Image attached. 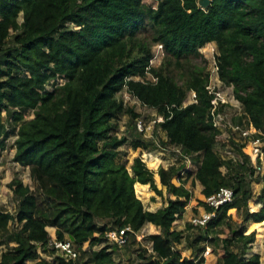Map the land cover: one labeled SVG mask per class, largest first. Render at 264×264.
Here are the masks:
<instances>
[{"label": "trees", "instance_id": "obj_1", "mask_svg": "<svg viewBox=\"0 0 264 264\" xmlns=\"http://www.w3.org/2000/svg\"><path fill=\"white\" fill-rule=\"evenodd\" d=\"M210 42L217 44L220 78L233 85L244 116L264 134V0H211L206 9L198 0H157L156 5L144 0H0V148L14 135V160L28 167L36 182L34 189L19 177L10 182L18 205L15 213L0 208V264H115L123 246L109 243L107 233L127 226L139 232L148 223L160 232L146 238L152 251L136 250L138 264H207L208 247L210 255L217 253L214 264H262L259 253L247 256L258 240L256 232L245 234L233 216L251 219L264 231V188L258 196L262 207L251 206V212L249 157L239 148L245 163L237 164L216 150L220 131L210 116L209 73L202 67L180 79L173 73ZM152 43L165 48L164 61L151 67L158 80H135L146 76ZM125 90L164 116L156 122L166 135L161 143L137 130L136 119L143 115L118 97ZM191 91L198 101L183 106ZM30 111L34 117L27 119ZM124 115L134 125V138L118 135ZM124 144L147 151L181 147L199 162L194 180L203 186L200 195L193 197L186 186L192 172L183 176L184 164L161 166L160 179L170 196L165 206L146 209L135 186L146 196V184L159 194L162 190L140 155L131 171L119 160ZM150 167L158 164L150 162ZM224 186L232 187L235 197L205 226L189 222L186 233L175 228L191 201L211 210L207 198ZM48 227H55L54 234ZM52 239L71 240L80 259L56 254L49 247ZM87 241L101 247L85 250ZM184 241L189 256L179 247ZM138 242L130 233L125 246Z\"/></svg>", "mask_w": 264, "mask_h": 264}, {"label": "rangeland", "instance_id": "obj_2", "mask_svg": "<svg viewBox=\"0 0 264 264\" xmlns=\"http://www.w3.org/2000/svg\"><path fill=\"white\" fill-rule=\"evenodd\" d=\"M147 4H157V0H144ZM23 20L22 15L19 18L21 22ZM146 33L147 39L150 40L152 35V29L150 25H147V29L144 31ZM156 44L152 43V51L156 50ZM217 55H218V48L215 42L207 43L203 48L200 49V55L198 56H189L188 58L182 61V65L175 66L173 68L174 77L180 79L183 74L192 68H200L202 67L206 72L209 73L210 82H213L214 85H221L219 81V75L217 74ZM166 56V55H165ZM164 58L160 61L163 62ZM159 61L156 63L158 66ZM161 65V64H160ZM225 83V82H224ZM226 84V83H225ZM227 85V84H226ZM49 88L51 86L49 85ZM231 88V87H230ZM118 97L124 99L125 103L128 106H132L138 113L143 115L145 122L150 129L147 132V135H144L147 139H156L158 143H161L159 139H165L166 135L163 133L159 128L156 126V120L158 118V113L156 109L149 108L142 104L136 97L130 95L129 92L126 90L123 91L118 95ZM34 117L33 111L27 113V119H31ZM119 124V132L118 135L121 137L122 135H127L129 138H134L136 130L134 125H132L129 115H124L120 120H118ZM153 135V136H151ZM16 137L13 135L6 140V147L0 148V208L6 209L12 213H15L17 210V200L14 197L13 190L10 188V182L13 178L19 177L23 180L24 184L29 185L31 189L36 187V182L31 175V171L28 167H24L20 163L14 160L15 155V146L14 141ZM167 146V145H165ZM216 149L221 153V147L219 144L216 145ZM140 155L143 161L146 163L147 167L154 172V179L156 185L159 189L162 190V194L157 193L150 184H146L149 194L146 196L144 194L135 191L137 196L142 200L146 209L155 211L167 204L168 197L170 196L167 190V187L164 186L161 182L159 169L161 166L169 167L173 164H184V174L187 177V171L192 172V175L187 177L186 186L191 189L193 197H198L200 192L202 191L203 186L200 184L199 181L194 180V174L198 168V163L196 158L188 155L187 157L178 155L176 152L171 151L168 147L159 146V148L151 151L141 150V148L134 149L130 144H124L120 148L119 160L122 162H126L129 170L131 171V165L133 164L134 158ZM159 163L157 168L150 167V161ZM262 169L258 174L257 178L254 176L251 180V185L253 189L254 197L249 201V210L252 212L251 206H255L257 210L262 207V203L259 202L258 196L262 192L264 188V154L262 155V160L260 162ZM226 170V169H225ZM226 172V171H224ZM138 183V182H137ZM146 188V190H147ZM205 206L203 205H196L193 201H191L186 208V212L184 215L179 218L175 223L176 229H182L186 233V225L191 221L193 216L202 214L204 212ZM256 210V211H257ZM234 212V211H233ZM233 215V214H232ZM234 220L237 222H242V227L245 230V234H249L252 232H256L258 240L253 243L252 247L250 248L247 256H250L253 253H259L261 255L262 264H264V231L261 227L255 226L253 223L254 221L249 219L247 221H243L242 218H238L236 215L233 216ZM12 226V225H11ZM48 231L51 234H54L55 227H48ZM160 229L154 225L148 223L142 230H140L139 237L137 236L138 243L132 246L130 249L128 247L123 246L118 253L115 254V264H138L140 259L138 258V249L142 247H151L152 242L147 240L150 234L159 233ZM101 245L93 244L89 245V250L99 249ZM180 249L182 250L183 255L189 256L191 255V249L186 248V241L183 244L179 245ZM5 248V246H3ZM207 249L206 254L208 256V263L207 264H214L216 254L210 255V251L212 250L211 247ZM213 252V251H212ZM221 253V249L219 248L218 251ZM44 257H48L49 259L53 260L54 256L48 255L47 253L43 252ZM36 260H28L26 264H35Z\"/></svg>", "mask_w": 264, "mask_h": 264}, {"label": "built area", "instance_id": "obj_3", "mask_svg": "<svg viewBox=\"0 0 264 264\" xmlns=\"http://www.w3.org/2000/svg\"><path fill=\"white\" fill-rule=\"evenodd\" d=\"M164 56V45L162 43H157L156 50L154 51L153 57L150 61V65L147 67L146 76H136L132 78L142 82H157L158 77L151 72V67L157 66L156 63L158 61L160 63ZM217 72L220 77L218 65ZM219 81L224 85H214L213 82L209 84L210 79L207 85L209 93L213 96L211 100L212 106L210 108L211 121L213 125L220 131V135L217 138V144H219L221 147V153L217 149L216 150L224 160L233 161L237 164H244V157L238 152L239 148L242 149L250 159L248 166L254 170L253 173L249 171V177L252 180L254 176L257 178L262 169L260 162L262 160V155L264 154V134L259 129H257L247 117L244 116L245 112L242 107V103L234 94L233 85H226L221 78H219ZM47 88L50 89L49 85ZM197 101V93L195 91H191L187 100L184 101L183 106H187L188 104ZM241 116L243 117L241 118ZM239 118H241V120H239ZM163 121L164 116L159 115L155 122ZM136 127L137 130L144 135H147V132L150 129V126L147 125L143 117H138L136 119ZM242 144H244V146H242ZM167 147L171 151L176 152L178 155L187 157V155L182 151L181 147ZM222 170L227 171V167L225 165L222 166ZM184 173L185 172L183 171V176H185ZM234 197L235 191L232 187H221L217 192L207 198L206 203L207 206L211 208V210L206 209L205 206L204 212L202 214L193 216L190 222L193 223L194 226H205L211 218L216 216L217 210L224 204L232 202ZM139 232H136L130 226H127L121 229H112L107 233L106 236L109 243L125 246L130 240V233H134L139 237ZM89 245H91L90 241L85 242L83 249L88 250ZM49 247L54 248L56 250V254L62 256L66 260L75 261L80 259L81 251L76 248L75 244L71 240L52 239L49 242ZM146 248L149 251H152V244L151 247ZM208 249L210 250L209 247ZM39 251L41 252L40 248ZM46 258L49 259L48 257Z\"/></svg>", "mask_w": 264, "mask_h": 264}, {"label": "water", "instance_id": "obj_4", "mask_svg": "<svg viewBox=\"0 0 264 264\" xmlns=\"http://www.w3.org/2000/svg\"><path fill=\"white\" fill-rule=\"evenodd\" d=\"M198 5L202 9H206L207 7H209L211 5V0H198Z\"/></svg>", "mask_w": 264, "mask_h": 264}, {"label": "bare ground", "instance_id": "obj_5", "mask_svg": "<svg viewBox=\"0 0 264 264\" xmlns=\"http://www.w3.org/2000/svg\"><path fill=\"white\" fill-rule=\"evenodd\" d=\"M150 161V160H149ZM150 162H152V161H150ZM152 163H156V162H152ZM156 164H159V163H156Z\"/></svg>", "mask_w": 264, "mask_h": 264}, {"label": "clouds", "instance_id": "obj_6", "mask_svg": "<svg viewBox=\"0 0 264 264\" xmlns=\"http://www.w3.org/2000/svg\"><path fill=\"white\" fill-rule=\"evenodd\" d=\"M200 7V6H199Z\"/></svg>", "mask_w": 264, "mask_h": 264}, {"label": "crops", "instance_id": "obj_7", "mask_svg": "<svg viewBox=\"0 0 264 264\" xmlns=\"http://www.w3.org/2000/svg\"><path fill=\"white\" fill-rule=\"evenodd\" d=\"M151 224V223H150Z\"/></svg>", "mask_w": 264, "mask_h": 264}]
</instances>
